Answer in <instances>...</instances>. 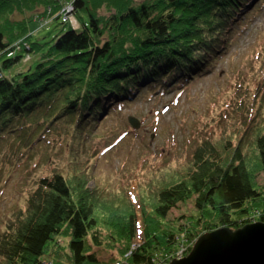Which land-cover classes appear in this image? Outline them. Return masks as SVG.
I'll return each instance as SVG.
<instances>
[{
	"label": "trees",
	"instance_id": "trees-1",
	"mask_svg": "<svg viewBox=\"0 0 264 264\" xmlns=\"http://www.w3.org/2000/svg\"><path fill=\"white\" fill-rule=\"evenodd\" d=\"M241 3L249 0H75L79 26L64 22L69 28L34 68L6 76L4 71L43 46L29 41L36 14L37 21L44 20L62 3L0 0V150L8 146V158L22 160L52 130L53 142L59 139L58 128L61 135L85 136V144L98 136L93 131L100 116L131 102L141 87L158 92L176 83L175 89L185 91L225 54L229 35L246 28V22L237 28L231 22ZM22 40V46L14 45ZM259 73L250 94H242L246 75L228 81L208 110V115L220 110V124L202 136L191 131L185 175L165 183L163 175L151 178L159 183H146L152 185L141 194L139 212L128 196L131 177L123 184L128 191L114 200L122 210L103 223L97 214L101 196L87 180L74 177L76 185L58 171L40 176L24 204L17 203L2 222L0 264H43L46 255L71 264H169L180 247L187 246L188 255L206 232L264 222V182L255 179V172L264 175V88H258L264 73ZM238 95L241 103L231 100ZM206 114L199 120L202 130ZM252 148L255 164L246 158ZM187 201L197 213L184 215L182 222L169 220L170 211Z\"/></svg>",
	"mask_w": 264,
	"mask_h": 264
},
{
	"label": "rangeland",
	"instance_id": "rangeland-1",
	"mask_svg": "<svg viewBox=\"0 0 264 264\" xmlns=\"http://www.w3.org/2000/svg\"><path fill=\"white\" fill-rule=\"evenodd\" d=\"M74 1L60 0L61 8L57 12H52V15L44 20L37 21L36 14L30 25L31 39L29 41L43 44V46L31 52L30 55H24V59L10 71H4L6 76L28 71L41 61L42 55L49 49L53 39L69 28L70 25L63 24L65 22L63 15ZM240 5L237 8L236 18L231 22L235 24V28H237L236 24L246 22V28L229 35L230 43L225 54L216 59L210 70L191 81L192 83L185 91H181L184 87L175 89L176 83H171L158 92L141 87L134 93L135 99L131 102L117 107L112 112L106 110L100 116L98 121L100 129L97 130V127L93 131L98 136L90 137L92 141L85 144L82 141L85 136L61 135L59 132L63 133V131L58 128L55 136L60 135L59 139L55 138L53 142V130L50 135L45 133L38 148L24 156L22 160L13 162L14 159L8 158V146L3 147L0 150V228L9 212L17 207V203L24 204V200L39 177L49 176L57 171L65 174L76 185L78 181L74 177H80L88 181L87 187L90 190L98 189V195L101 198L97 214L100 222L103 223L112 221L108 219L109 215L122 210L120 207L117 208L118 205L114 200L119 199L123 194L122 191L127 190L128 186V196L135 205V211L139 212L141 194L152 185L146 184L147 182L158 184L159 182L155 181L159 175L164 177L162 183L185 175L187 168L185 161L189 156L188 145L191 131L196 129V133L202 136L200 133L206 130L209 132L217 126L216 123L220 124L219 109L214 115H208L209 107L218 97V93L221 90L225 91L228 81L234 75H246L242 94H250L248 87L252 86L253 81L260 79L262 74L259 71L262 70L264 73V0H249V3ZM22 17L21 14H15V18ZM77 22L79 19L74 17L70 23L77 27ZM24 41L29 46L30 42ZM22 42L23 40L14 45L22 46ZM258 54H260L259 57ZM258 88L260 92L263 90L264 81ZM251 91L250 99L253 98L254 90L251 88ZM231 100L240 102L242 99L240 100L238 95ZM201 114L208 116L202 119L207 124L206 129L203 130V124L199 121ZM130 117L136 120L137 127H133L130 123ZM238 138L233 137V146L236 145ZM62 140L64 146L59 149L58 144ZM196 143L197 141L194 144ZM83 146L85 152L94 149L97 153L90 154L88 158L87 155H83L85 152L82 153V149L80 150ZM89 146L90 148L87 149ZM246 156L251 164H255L256 156L253 148ZM17 157L18 155L15 158ZM255 173L257 182L263 183V173L259 171ZM127 177L131 178L128 179L129 183L125 188L123 184L127 182L125 181ZM151 178L155 181L150 180ZM192 213L196 214L197 211L193 202L187 201L172 209L168 219L182 218V222L186 218L183 217L184 215L189 216ZM138 220H142L140 215ZM182 250L183 257L186 256L184 254L187 246L183 245L176 252V257ZM98 251L102 258L109 257L104 250L98 249ZM43 264L71 263L68 260H58L51 255H46Z\"/></svg>",
	"mask_w": 264,
	"mask_h": 264
},
{
	"label": "water",
	"instance_id": "water-1",
	"mask_svg": "<svg viewBox=\"0 0 264 264\" xmlns=\"http://www.w3.org/2000/svg\"><path fill=\"white\" fill-rule=\"evenodd\" d=\"M129 121L137 127L133 117ZM169 264H264V222L206 232L195 241L188 255Z\"/></svg>",
	"mask_w": 264,
	"mask_h": 264
},
{
	"label": "built area",
	"instance_id": "built-area-1",
	"mask_svg": "<svg viewBox=\"0 0 264 264\" xmlns=\"http://www.w3.org/2000/svg\"><path fill=\"white\" fill-rule=\"evenodd\" d=\"M73 11H74V6L73 5L70 6V7H68L67 10L64 11L65 13L63 15V20L65 22H68V21L69 22H72V19L74 18V15L72 13ZM137 245H139V242L138 241H135L132 246L133 247H136ZM183 250L179 253V255H177V257L175 256L177 259L178 258H183Z\"/></svg>",
	"mask_w": 264,
	"mask_h": 264
},
{
	"label": "crops",
	"instance_id": "crops-1",
	"mask_svg": "<svg viewBox=\"0 0 264 264\" xmlns=\"http://www.w3.org/2000/svg\"><path fill=\"white\" fill-rule=\"evenodd\" d=\"M77 23H78V26H79V22H77ZM78 26H77V27H78Z\"/></svg>",
	"mask_w": 264,
	"mask_h": 264
}]
</instances>
